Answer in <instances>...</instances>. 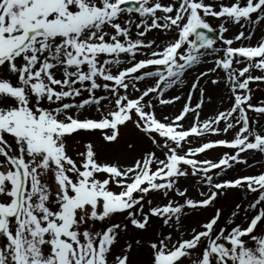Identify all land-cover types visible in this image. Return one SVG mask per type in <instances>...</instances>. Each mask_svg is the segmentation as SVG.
Returning <instances> with one entry per match:
<instances>
[{"label": "snow or ice", "instance_id": "1", "mask_svg": "<svg viewBox=\"0 0 264 264\" xmlns=\"http://www.w3.org/2000/svg\"><path fill=\"white\" fill-rule=\"evenodd\" d=\"M209 16L223 18L222 47L208 34L215 31ZM261 21L264 0H233L228 5L205 0H0V68L15 77V83L0 78V236L6 239L0 264H264L260 230L264 229V172L215 182L210 174L247 163L241 153H264V134L252 127L257 121L248 116L249 111L264 115V105L250 103L249 87L250 82H264V40L255 46L233 47L234 41L250 39L252 32L246 36L239 31L231 39L222 35L228 30L226 23L251 28ZM133 24L138 37L152 29L171 32L173 37L163 47L154 40L134 39ZM141 49L149 51L137 60ZM121 54L128 66L113 72V65L124 63ZM208 55L216 57L214 66L189 85L179 113L158 119L151 99L145 97L152 94L161 105L180 100L178 95L164 98V94L184 83L185 73ZM216 69L225 73L232 104L201 121L205 89L200 79ZM253 69L262 74L253 75ZM57 71L62 78H57ZM145 78H153L152 85L141 91L136 82ZM219 82V77L210 79L213 85ZM129 87L140 95L130 98ZM100 88L114 99L99 120L69 113L73 107L91 104L99 110L100 101L109 99L95 95ZM82 90L88 98L78 104L65 102L81 96ZM193 91L199 96L194 105ZM190 112L192 123L185 128L182 121ZM128 122L161 149L163 158L148 151L124 166L102 160L91 142L77 153L78 160L69 155L66 137L73 133L99 130L111 146ZM233 129L231 139L207 140L184 149L191 143L189 137ZM215 147L232 153L225 152L216 161L198 158ZM189 170L208 187L200 193L201 199L190 198L186 188L177 187ZM242 185L258 193L244 209L243 225L220 227L219 208L200 230L192 228L188 238L181 233L174 240L172 232L150 223L152 217H159L162 226L178 230L186 209L207 208L222 190ZM170 192L183 201L153 203L149 195L167 198ZM115 214H122L124 221L101 231L93 227ZM129 232L120 243L121 233ZM144 252L146 258L140 255Z\"/></svg>", "mask_w": 264, "mask_h": 264}, {"label": "rangeland", "instance_id": "2", "mask_svg": "<svg viewBox=\"0 0 264 264\" xmlns=\"http://www.w3.org/2000/svg\"><path fill=\"white\" fill-rule=\"evenodd\" d=\"M164 2H169L168 0H164ZM206 3H213L214 5L219 4H225L228 5L233 2V0H205ZM159 15V13H157ZM123 19V17H122ZM133 20L138 22V17L134 14ZM208 22L212 25L213 29L216 31H219V25L221 24L223 18L217 19L214 17H207ZM225 27L228 29L229 26ZM264 27V21L262 22V29ZM249 26L245 25L244 28H241L239 24L237 26H234L229 33H224L223 37L231 39L235 35L238 34L239 31H244L245 35L247 36L249 32ZM165 32L158 29H152L150 31H147L145 36L138 37L137 36V29L135 27V24H133L131 28V36L135 38H140L145 41H149L152 36H154V41H156V44H159L161 47H163L164 42L168 41L173 37V33L171 37L164 36ZM169 36V35H168ZM264 38V30H261L260 32L255 33L254 35H251L250 39H242L240 41H234L233 47H239L241 44L243 45H252L255 46L258 42L261 41V39ZM264 40V39H262ZM217 47H222V41L220 43H216ZM155 47V45H153ZM149 51L148 49H141L140 52L137 53L136 59H143L145 58L143 53ZM222 55V53L220 54ZM210 57V58H209ZM121 60L124 61V63L120 64L119 66L113 65L111 67V70L113 72H116L118 68H123L128 66L127 63V57L125 54H121ZM209 58V59H208ZM216 57L213 55H208L203 57V60L208 63L203 67H198L196 69H193L191 71H187V74L184 76V83L178 84L173 86L172 88L168 89L167 92L164 94V98H170L173 96H180V100L174 101L172 104H166L161 105L159 104L157 99L152 98V94H150L149 97H145V100L151 99L152 104L154 105V108L152 109L157 118L163 120L164 117H174L176 114L179 113L181 110L183 104L185 103V97L188 94L189 91V85L195 80V78L198 76L200 72L207 71L208 69L212 68L213 60ZM243 64L235 65L234 67L239 68L243 67ZM193 68V67H192ZM253 75H261L259 69H253L252 70ZM57 78H62V74L57 71L56 72ZM220 78V82L218 84H211L210 79L211 78ZM0 78H8L12 80L13 83H15V77L7 74L4 72L2 68H0ZM190 80V83L189 81ZM153 81V80H152ZM99 83L103 84L104 81L98 80ZM146 82H149L148 84H144ZM151 80L146 79L145 81H137V87L142 91L145 87L151 86L150 84ZM110 83V82H109ZM185 88L181 89L183 86ZM220 86L222 89L214 90L215 87ZM200 87H203L205 89L204 93V105L199 110L200 111V120L207 119L209 117L214 116L218 111L225 110L230 107L232 104L231 92L229 88L226 86L225 83V73L221 69H216L215 72H209L208 76L203 77L200 79ZM249 87L251 89V100L250 103L257 104V105H264V82L260 81H254L250 82ZM179 90H183L179 92ZM123 91V90H121ZM128 95L130 98H135L140 95V92L135 91L132 87H129ZM213 93H216L214 95L215 101H210L208 99L209 96H212ZM182 94V96H181ZM95 95L99 97L108 96L109 99H102L100 101L99 110L98 106L96 104L86 105L83 108H71L69 109V113L78 116L80 119L90 118L99 120L102 115H105L107 111L113 107V105L110 103L111 99H114V97H111L109 93L105 92L103 88L96 89ZM89 93L86 92L84 94H81V96L75 97V98H69L65 102H69L72 104H78L82 101V99L88 98ZM199 99L198 92L193 91L192 93V104L194 105L197 100ZM107 101V104H104V102ZM47 106V105H46ZM52 107H56L55 104L51 105ZM171 107L172 110L170 112L168 111V108ZM248 116L250 121L256 120L257 123L252 125V127H255L258 132H262L264 134V115H258L254 112L249 111ZM185 128H187L192 123V113L190 112L187 114V117L182 121ZM220 127H223V121L219 125ZM233 130H229L227 134H206L204 137L201 138H194L190 137L189 140H191L190 144H185L184 149H187L188 147H197L201 142L207 141V140H217V139H231L233 137ZM207 136V137H206ZM9 141L11 142V138H9ZM91 142L97 151L98 156L102 160H107L111 162H119L121 165H128L130 164L133 159H139L142 155H144L148 151H153L156 153L157 156L163 158L161 149L157 148L156 145L152 144L151 140L142 132H140L138 129L135 128V125L131 122H128L127 127L121 126V135L118 139V142L113 143L111 146L108 145L107 142H105L102 139V136L99 131H88L84 135L82 133L72 135L70 137H66V148L69 153L74 159H79V156L77 153L84 151V145ZM128 144H132L133 148L129 149ZM257 154V161L261 160V153L259 151L256 152ZM256 156V155H254ZM252 155L247 157V163H234L231 168H228L224 171L220 170H213V180H227V179H235L243 175H249L246 171L250 173V175H254L259 173V171L263 170L264 166L262 168L256 167V169L247 168L246 166L252 167V163L250 161L254 157ZM221 157V150H211L206 151L204 153L199 154V159H210L213 161L218 160ZM2 159V158H0ZM250 163V164H249ZM249 164V165H248ZM190 171V170H189ZM215 173H219L216 175ZM49 183L52 184L53 190H55V185L53 181L50 179ZM113 190L119 191L118 188H116L114 185L112 186ZM177 187L181 189H187V196L193 199H201L200 196L201 192H207L208 187L206 184L202 182V177L200 175L192 176L191 171L190 174L187 177H181L177 183ZM248 191L247 198L243 200L242 203L238 204V198L240 191ZM223 194L219 195L216 198V201H214L213 205L208 206L207 208L203 209H195L190 210L186 209V214L182 217L180 221L179 228L177 230L176 227L168 228L166 226H162L161 220L159 217H152L150 220V223L152 227L155 228H162V230L167 232L173 233V239H177L181 233L184 234V238H188L189 234L191 233L192 228H196L197 230H200V225L207 221L208 218H210L212 215H214L217 208L221 211V217L218 220V225L220 227H231L234 224H245L246 218H245V212L244 209L247 208L250 202H252L258 195L257 192H251L248 190L246 186L237 187L235 189L228 188L225 190H222ZM152 199L153 203H163L166 199H173L178 202H182L184 198L177 196L174 192H170L169 196L167 198L163 197L162 195H156L153 193L149 194ZM237 205H239V209H237ZM233 212H236L237 214L234 216ZM251 214V213H249ZM231 220L232 223L229 224L228 221ZM124 221V217L122 214H115L111 219L105 220V221H97L94 223L93 227L97 231L104 230L107 226H109L111 223H122ZM261 231H264V229H260ZM131 235V233H121L120 243H123L127 237ZM1 242H0V248H3L6 245V239L1 236ZM117 249L119 248V245L116 246ZM143 258L147 257V253L144 252L142 254Z\"/></svg>", "mask_w": 264, "mask_h": 264}, {"label": "bare ground", "instance_id": "3", "mask_svg": "<svg viewBox=\"0 0 264 264\" xmlns=\"http://www.w3.org/2000/svg\"><path fill=\"white\" fill-rule=\"evenodd\" d=\"M169 1V0H168ZM261 31V28H258L257 29V31L256 32H260ZM168 35L169 36H172V33L170 32V33H165V35L164 36H166V37H168ZM150 40H154V36H152L151 38H150ZM148 79H150V78H148ZM146 80V79H145ZM144 80V81H145ZM151 80V79H150ZM187 81H189V83H190V80H187ZM144 84H148L149 85V82H146V83H144ZM150 84H151V82H150ZM219 89H222V87H220V86H217V87H215V89L214 90H218L219 91ZM84 93H86V91H81V94H84ZM216 93H213V95L211 96V100L210 101H215V98H214V95H215ZM107 101L108 100H106L105 102H104V104H107ZM166 108H168V110L171 108V107H166Z\"/></svg>", "mask_w": 264, "mask_h": 264}]
</instances>
